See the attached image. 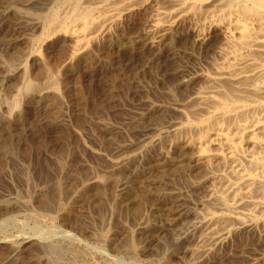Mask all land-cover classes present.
<instances>
[{
	"label": "rangeland",
	"instance_id": "obj_1",
	"mask_svg": "<svg viewBox=\"0 0 264 264\" xmlns=\"http://www.w3.org/2000/svg\"><path fill=\"white\" fill-rule=\"evenodd\" d=\"M165 1L94 9L84 43L43 31L61 0H0V264H264V208L207 217L225 166L208 114L249 84L222 78L228 24Z\"/></svg>",
	"mask_w": 264,
	"mask_h": 264
},
{
	"label": "bare ground",
	"instance_id": "obj_2",
	"mask_svg": "<svg viewBox=\"0 0 264 264\" xmlns=\"http://www.w3.org/2000/svg\"><path fill=\"white\" fill-rule=\"evenodd\" d=\"M125 1H127V0H85L84 2H81V0H61V3H62L61 6L62 7L64 6V8L62 10L61 9H59V10L55 9L53 11V13L49 16L50 18H48V20L46 21V24L43 25L44 26L43 31H47L49 33H52V32H55L58 28L60 30H67L68 27H71L70 29L74 28V32L77 34V36L80 39H82L81 37H83V38L85 37L83 35L85 33L86 22L88 20L87 16L91 13V11L93 12L94 9H99V13H96L97 15L101 14L100 12L103 11L105 13H109L108 16H110V14H112V18H113L114 15L116 16V14L119 13L118 12L119 8L122 4H124ZM165 2L170 4L174 9H177V11H182L183 13H185L186 11L191 12V13L192 12L196 13V11H198L199 8L200 9L202 8V5L208 3L209 5L207 8V12H205L206 10L205 11L203 10V12H205L204 14L206 15V20H209L210 22H214L217 24H219L220 22H226L228 24V25L226 24L228 26V30H227V36L225 35L226 40H224L225 41V47H224L225 50H224L223 55H224V58L226 60H229V59L233 60L234 63H236V67H234L235 65H232L235 69L233 68L232 70H228L226 73H223V72H225L224 71L225 68H227L225 65L224 70L221 71L223 73V74H221L222 78H223V75H224V78L226 77V75H228V78H226L225 80L227 81V79H228V82L230 81L229 83H231V82L233 83L237 79H240V80L245 79L246 83L245 82L244 83L246 86H244V87H247V83H249V84H248V87L245 88L246 90L244 89V91H240V92H237V94H234V93H229L228 89H230V91H232L231 89L234 87L232 85H235L236 81L234 82V84L231 83L232 85H227L228 82L227 83L225 82L224 84L229 86V88L226 86L227 87L226 90L229 93V95H232V96H230L229 99H227V100L225 99L226 98L225 97L224 98L225 100L223 99L221 101H218L216 103L217 106L215 107L212 114L207 113L208 115H211L208 118V120L210 119L209 122H211V124L213 122V124H212V127L210 129H208L205 133H203V134H205L204 136L206 138V143H208V145L209 144L214 145L213 148L216 147L215 144L217 145L218 150H217V153H215V155L219 156V160L223 159L222 161L225 163L224 169L222 171L220 170L221 172H219L217 174L220 177V179L217 180V178H216L217 181H219V180L222 181L221 183L223 184V187H220V188H222L220 190V192H217V190H216L217 193L215 192L216 195L214 196L215 204H212V208H213V206L215 208H214V210L211 209V211H213V212L208 210V211H210V213H208V211H207V213H208L207 217L209 218V221H208L209 224H211L214 219L219 218V217L221 218L222 215H228V217H230L232 219V221H234L237 224L245 223V225H246V223H254L258 217L257 215H259V213L261 212L260 210L261 209L263 210V208H264V0H166ZM57 5H58V3L55 6H57ZM159 6H160V4L158 5V7ZM54 8H52V9H54ZM166 8H167V6H166ZM161 9H162V7H161ZM174 11H172V12L174 13ZM157 12H158L157 15L159 17L162 15L163 16L168 15V14H166V13H168L167 11L166 12L157 11ZM172 12H171V14H173ZM199 14H201V12L200 13L197 12V15L195 14L197 16V19L199 18L198 17ZM182 15H184V14H182ZM189 15H190V13H189ZM100 16L102 19V15H100ZM172 16L173 15H171V17ZM176 16H177V13H176ZM153 17L155 19L156 16H153ZM192 17H193V15H192ZM107 18L111 19V17H107ZM164 18H166V17H164ZM201 18H203V17H201ZM91 19H92V17H91ZM201 21H202V19H201ZM94 22H95V20H94ZM203 22L206 23L205 21H203ZM210 22H209V24H211ZM43 23L44 22L42 21V24ZM200 23H202V22H200ZM91 24L92 23H90L89 26H91ZM221 24H223V23H221ZM203 25H205V24H203ZM66 26H68V27H66ZM216 26H218V25H216ZM69 32H71V30H69ZM85 34H87V33H85ZM90 34H91V32H90ZM77 36H75V38H77V40H78L79 38ZM40 38H38L37 40H39ZM82 41H83V39H82ZM82 41H79V43H82ZM36 42H38V41H36ZM79 43H76V44L80 45ZM36 45L38 46V44H36ZM222 47H223V45H222ZM221 52H223V51H221ZM220 56H222V55H220ZM233 61H232V63H233ZM222 65H223V62L221 63V66ZM229 66L231 67V64ZM215 68H217V67H215ZM217 70H218V72H214L215 75H216V73L220 72L219 69H217ZM222 78H220V79H222ZM216 79H217V77H216ZM223 80L224 79H222V81ZM208 81L211 82L212 79H208ZM214 81L215 80L213 79V81H212V83H214L213 85H215L217 83V81H215L216 83ZM219 81H218V83H219ZM239 82H241V81H239ZM239 82L237 83L238 85L240 84ZM212 83H210V84L212 85ZM210 84L208 87L206 86V88L209 89V87L211 86ZM224 84H223V86H225ZM242 84H243V82H242ZM213 85L211 86V88H214ZM25 86L28 87L27 84ZM217 86L219 88L220 84ZM230 86H231V88H230ZM22 87H23V85H22ZM226 87H224L223 89H225ZM235 87H236V85H235ZM202 89H204V88H202ZM205 89H204V92L206 94L208 91L206 92ZM235 89H237V88H235ZM196 92H197V90H196ZM213 92L215 93V95L218 94V92H220L221 94H224L220 90L218 92H215V91H213ZM227 92H225V93H227ZM205 96H207V95H205ZM202 98H204V97H202ZM205 99L209 100L208 97H205L204 100ZM220 99H221V97H220ZM204 100H203V102H204ZM198 101L195 100V103L201 102L200 100H198ZM214 102H215V100H214ZM214 102H211V103H214ZM209 103H210V101H209ZM200 104L202 105V103H200ZM197 105L198 104L196 103L195 106H197ZM213 106H215V105H213ZM13 107H15V105H11V109ZM18 107H19V105H18ZM206 107H207V105H206ZM203 109L207 110V108H203ZM8 112L10 113V111H8ZM210 112H211V110H210ZM203 113H205V112H203ZM202 115L204 116V114H202ZM196 116L201 117L200 115H196ZM200 122H201V120H200ZM210 125H208V126L210 127ZM203 128H206V127H203ZM192 130H193V128H192ZM186 133H187V131H186ZM197 134H198V136H200L202 138V136H203L202 132H201V135H199L198 132H197ZM198 136H196V137H198ZM185 137H188V136L183 135L184 139H185ZM196 137H194V138H196ZM243 142L249 143V147L251 146V148L248 149V145H246V143L244 145ZM202 143H203V141H202ZM206 143H204V144H206ZM196 145L199 146V144H196ZM202 146H204V145H202ZM243 146H247V148L245 149V147H243ZM190 148H191V144H190ZM204 148H207V147H204ZM192 149H194V148H192ZM199 149H197V152ZM205 150L208 151L207 149H205ZM212 156H214V154H212ZM220 157H221V159H220ZM218 166H222V165L218 164ZM215 170H217V169H215ZM216 172H218V171H216ZM214 183H216V182H214ZM210 184H212V183H210ZM217 184H220V183H217ZM222 184L218 185V186H222ZM67 187H69V186H67ZM213 187H211V188H213ZM215 189H213V190L211 189V190L214 192ZM207 193H210V192L208 191ZM54 194H56V193H54ZM48 200H50V198H48ZM208 201H211L210 198L208 199ZM55 203H57V202H55ZM209 204H211V203L209 202ZM201 205H202V202H201ZM258 210H259V212L257 214ZM204 213H206V212H204ZM207 217H206V219H207ZM260 219H262V218H260ZM219 221H217V222H219ZM226 221H227V219H226ZM228 221H230V220H228ZM228 221H227V223H228ZM206 224H207V222H206ZM229 224H231L230 226L235 227V225H233L234 223L230 222ZM211 225L213 226L214 224L212 223ZM219 225H223L222 227L224 229V226L227 227L226 225H228V224H226V223L225 224H218V226ZM251 225H249V226H251ZM212 226H211V229H209L210 230L209 234L213 235L215 238H219L224 234L223 229L219 230V231H218V228L213 230ZM211 230H213V231H211ZM205 231H207V229ZM206 234H207V232H206ZM225 235H227V234H225ZM208 236L210 237V235H208ZM202 239H204V238H202ZM206 239L208 240L209 238H206ZM210 239H212V238H210ZM210 239H209V241H210ZM207 240H206V242H208ZM213 240L214 239H212V242H215Z\"/></svg>",
	"mask_w": 264,
	"mask_h": 264
}]
</instances>
